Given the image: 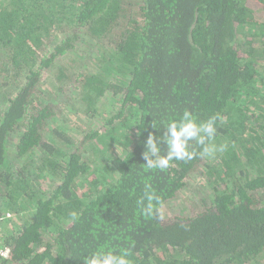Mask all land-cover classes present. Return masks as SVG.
<instances>
[{"label":"trees","instance_id":"trees-1","mask_svg":"<svg viewBox=\"0 0 264 264\" xmlns=\"http://www.w3.org/2000/svg\"><path fill=\"white\" fill-rule=\"evenodd\" d=\"M258 8L264 0H0V72L22 79L13 95L0 84L2 207L18 221L0 237L11 248L4 264H83L100 249H128L132 264H264ZM45 72L54 92L71 90L75 112L93 118L107 92L117 111L72 134L43 95ZM184 110L197 122L223 117L214 143L227 150L146 170L150 125L162 135ZM195 176L204 196L169 210ZM146 186L162 219L140 214Z\"/></svg>","mask_w":264,"mask_h":264},{"label":"clouds","instance_id":"clouds-1","mask_svg":"<svg viewBox=\"0 0 264 264\" xmlns=\"http://www.w3.org/2000/svg\"><path fill=\"white\" fill-rule=\"evenodd\" d=\"M218 120L222 121L223 117L216 114L207 121L197 122V117L192 112L184 110L178 120L173 119L167 122L166 130L162 135H155L154 133L157 132L155 125H150L154 131L148 132L143 144L145 150L141 154L145 161L144 168L163 172L173 166L174 160L186 162L196 157L215 159L217 153L225 152L228 147L226 143L219 146L214 143L217 135L215 124ZM192 141L197 146H202L199 152L195 149L189 150ZM161 145L166 149L164 155H161ZM150 156L155 157V159H151ZM146 189L144 197L137 201L140 206V214L148 218L162 219L159 210L152 203L156 201L157 204H160V198L149 186H146ZM145 200L148 202L146 205ZM70 216L72 222L78 219L76 212H71ZM10 254V247L0 249V264H4V261L9 259ZM130 254L128 249L120 250L119 254H114V250L104 251L100 249L93 252L91 256H85L83 264H132V261L128 259Z\"/></svg>","mask_w":264,"mask_h":264},{"label":"rangeland","instance_id":"rangeland-1","mask_svg":"<svg viewBox=\"0 0 264 264\" xmlns=\"http://www.w3.org/2000/svg\"><path fill=\"white\" fill-rule=\"evenodd\" d=\"M256 9V8H255ZM252 9L251 11H253ZM253 16L255 21L257 22V28L264 31V27H262V24L264 23V12L261 11L259 8L258 10H254ZM255 27V26H254ZM261 27V28H260ZM250 31V30H248ZM64 32L56 30L53 34L52 43L54 44L57 40L61 39L63 37ZM243 34V32H240ZM260 33V32H259ZM255 38L257 36H254ZM264 39V37H263ZM262 39V41H264ZM257 41H260V37L257 38ZM258 43V42H254ZM50 49V46L44 47L46 50ZM264 51V46L259 49ZM263 65V64H262ZM92 70V69H91ZM261 74H264V70L260 71ZM0 84L7 83L8 85V94L14 93V88H16L19 84L22 83V79H13L10 77L11 73H9V76H6L5 72H0ZM42 84H41V89H43L44 97L46 99H50L49 93H52L54 95V102L55 105L57 106V115H55V122L58 123V125L66 128L67 131L72 132V134L76 135L77 133L81 134H88L90 131H97L99 128L102 126L104 119H107L109 117V113L114 111V113L117 111L118 106V98H113L110 96V94L107 92L104 96H102L99 100L98 104V112L95 114L93 118L86 117L85 115H82L80 111H74V109L77 107L80 109V105L77 102V100H70L69 97L71 95V90L68 88H62V90H58L56 92L54 85L55 83L53 82V77L51 76L50 73L45 72L43 77H42ZM68 87V86H67ZM261 93L264 92V87L263 89L260 90ZM241 142V141H240ZM113 151L112 153L114 154H119L121 152L122 148V140L120 143H116V146L112 147ZM206 186V182L202 179L201 176H195L192 178V180L188 183L187 187H185L184 191L181 193L179 199L173 204L170 205L169 210H176L178 207L183 206L182 201H184V204L187 203L188 201H191L190 199H193L194 196L198 197V195L204 196L205 190L207 188H203ZM85 191V188L83 189ZM5 190L3 187H0V213H4L3 207H2V202L4 198H2V195L4 194ZM198 194V195H197ZM166 211H163L165 215ZM26 215V213H22ZM21 214V215H22ZM17 220L15 218H11L10 221H5L2 223L1 230H0V237L3 236L4 233H10L14 232L17 230L15 227L17 225ZM3 227V229H2Z\"/></svg>","mask_w":264,"mask_h":264},{"label":"built area","instance_id":"built-area-1","mask_svg":"<svg viewBox=\"0 0 264 264\" xmlns=\"http://www.w3.org/2000/svg\"><path fill=\"white\" fill-rule=\"evenodd\" d=\"M11 218H12V215L8 212L0 215V230H1L2 223L5 221H10ZM2 229H3V227H2ZM3 247H6V246L4 245L2 239L0 238V249H2Z\"/></svg>","mask_w":264,"mask_h":264}]
</instances>
